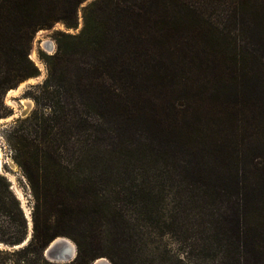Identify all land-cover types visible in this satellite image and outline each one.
I'll list each match as a JSON object with an SVG mask.
<instances>
[{"label":"trees","instance_id":"trees-1","mask_svg":"<svg viewBox=\"0 0 264 264\" xmlns=\"http://www.w3.org/2000/svg\"><path fill=\"white\" fill-rule=\"evenodd\" d=\"M56 24L34 108L5 137L32 197L24 250L65 236L75 261L140 264L127 209L150 221L170 201L165 231L201 227L213 264H264V0H0V119ZM26 234L0 174V243Z\"/></svg>","mask_w":264,"mask_h":264},{"label":"rangeland","instance_id":"rangeland-1","mask_svg":"<svg viewBox=\"0 0 264 264\" xmlns=\"http://www.w3.org/2000/svg\"><path fill=\"white\" fill-rule=\"evenodd\" d=\"M64 31L66 30L61 24H56L51 29L39 30L36 32L31 43L28 58L37 68L39 73L38 76L21 81L14 88H11V90H16L22 85L21 90L16 95L9 96V89L3 97V103L11 111V116L0 119L1 175L7 178L11 185V189L14 187L15 191L13 189L12 191L15 196L17 191H20L21 198L18 197L21 200H19L17 196L16 198L20 203V207H23L21 209L24 216L25 214L28 216L29 213L30 218L27 219L25 217L27 219V234L22 244L11 247L0 243V264H56L48 261L44 253L45 250L41 254L32 252L31 248L24 250L26 249V244L32 233V220H30L33 206L32 197L25 178L12 159V150L8 146L5 137L9 130L15 126L16 121L27 117L33 110L34 101L29 97L28 93H34L35 87L41 85L45 80L47 75L45 58L55 52L56 36L59 32ZM68 32L74 33L73 31ZM47 45H50V48H47ZM11 102H15L16 106H13ZM26 210H28V212ZM172 212L173 204L170 201L163 203L159 213L152 215L153 218L150 221L147 218L148 215L138 213L135 208L127 209V215L133 219V223L135 224V233L137 236L135 241L138 246L137 248L142 250L139 256V260L141 261L140 264H213L214 257L210 255V253H212L211 249L208 247L206 248L208 250H202L203 248L200 244H194L195 239H198L199 233L202 231L201 227H196L195 225L193 228L191 226L193 232L191 231L192 233L189 232L186 234L187 240H184L182 238L183 236L180 238L174 233L165 231L163 226L164 222H166L165 218H168L169 214L172 215ZM160 214L161 216H159ZM58 237L66 238L74 244L71 239L65 236ZM76 255L72 261L57 264H85L75 261ZM98 259H106L109 264H113L112 261L105 256L95 259L91 264H95Z\"/></svg>","mask_w":264,"mask_h":264},{"label":"bare ground","instance_id":"bare-ground-1","mask_svg":"<svg viewBox=\"0 0 264 264\" xmlns=\"http://www.w3.org/2000/svg\"><path fill=\"white\" fill-rule=\"evenodd\" d=\"M47 48H49V45H47ZM22 85L16 89V90H10L9 91V96L10 95H16L20 90H21ZM11 104L13 106H16L15 102H11ZM1 165V163H0ZM11 179L13 180V178L11 177ZM18 196L21 198V193L20 191H17ZM28 212V210H26ZM60 239H56L54 242L51 243V245L49 247H47V252H45V256L48 259V261L52 262V263H66L69 262V260H65L62 257V253L66 250L72 252V255L75 256V249H74V244L68 240V239H64V241L62 242V247H59V249H56L55 247H52V245L59 241ZM95 264H109V262L106 259H98Z\"/></svg>","mask_w":264,"mask_h":264},{"label":"water","instance_id":"water-1","mask_svg":"<svg viewBox=\"0 0 264 264\" xmlns=\"http://www.w3.org/2000/svg\"><path fill=\"white\" fill-rule=\"evenodd\" d=\"M49 48H50V45H49ZM1 173H2V164L0 165V174H1ZM12 189L14 190V187H12ZM14 191H15V190H14ZM16 196H17V198H18L19 200H21V199L18 197L17 194H16ZM21 208H23V207L21 206ZM25 217H26L27 219L30 218L29 213H28V216H27V214H25ZM30 220H31V219H30ZM30 222H31V221H30ZM56 239H60V240L57 241V242H55V243L52 245V247H55L56 249H59V247H62V242H63L64 239H66V238L58 237V238H56ZM56 239H54L52 242H54ZM52 242H51V243H52ZM51 243H50L47 247H49V246L51 245ZM74 249H75V255H76V246H75V245H74ZM45 252H47V249H45L44 253H45ZM62 257H63V259H65V260L72 261L73 258H74L75 256L72 255V252L66 250V251H64V252L62 253Z\"/></svg>","mask_w":264,"mask_h":264}]
</instances>
